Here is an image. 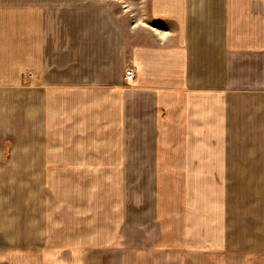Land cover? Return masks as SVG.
Here are the masks:
<instances>
[{
  "label": "crops",
  "instance_id": "1",
  "mask_svg": "<svg viewBox=\"0 0 264 264\" xmlns=\"http://www.w3.org/2000/svg\"><path fill=\"white\" fill-rule=\"evenodd\" d=\"M0 264H264V0H0Z\"/></svg>",
  "mask_w": 264,
  "mask_h": 264
},
{
  "label": "rangeland",
  "instance_id": "2",
  "mask_svg": "<svg viewBox=\"0 0 264 264\" xmlns=\"http://www.w3.org/2000/svg\"><path fill=\"white\" fill-rule=\"evenodd\" d=\"M130 29L132 24L149 20V0H108Z\"/></svg>",
  "mask_w": 264,
  "mask_h": 264
},
{
  "label": "built area",
  "instance_id": "3",
  "mask_svg": "<svg viewBox=\"0 0 264 264\" xmlns=\"http://www.w3.org/2000/svg\"><path fill=\"white\" fill-rule=\"evenodd\" d=\"M135 78H136V69L134 68L133 65L129 64L125 70V75H124L125 83L127 85H130L135 81Z\"/></svg>",
  "mask_w": 264,
  "mask_h": 264
}]
</instances>
